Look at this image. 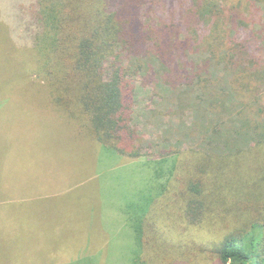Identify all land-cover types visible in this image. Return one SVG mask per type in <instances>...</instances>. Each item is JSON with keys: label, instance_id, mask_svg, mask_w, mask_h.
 <instances>
[{"label": "trees", "instance_id": "obj_1", "mask_svg": "<svg viewBox=\"0 0 264 264\" xmlns=\"http://www.w3.org/2000/svg\"><path fill=\"white\" fill-rule=\"evenodd\" d=\"M246 1L230 7L225 0L227 9L215 0H180L176 9L175 0H158L151 3L155 12L146 15L147 11H141L146 0H36L18 9L13 25L22 61L30 65L27 76L45 81L42 84H48L61 110L79 122L81 136L103 145L106 154H118L129 162L148 157L142 152L143 134L135 119L139 79L148 77L174 91L197 92L195 120L213 117V130L206 136V147L212 151L197 155L194 160L208 157L197 164L193 158L184 162L181 171L180 157L171 172L161 177V191L150 199L154 203V197L161 196L165 210L177 206L171 213L184 214L195 228L209 227L215 239L192 244L191 260L194 255H212L206 258L211 264H264V104L260 101L264 95V0ZM250 8L255 11L248 13ZM33 38L44 54L36 69L29 61L37 45ZM149 60H156L158 67L147 70ZM218 73L219 77L231 73L232 88L225 92V100L220 101L221 92L210 102L208 84ZM156 87L158 91L161 84ZM252 91L254 101L246 103L242 93L247 96ZM236 94L241 100L239 111L256 106L261 119L255 134L247 130L240 136L258 137L215 151L222 148L220 134L228 122L220 118L228 116L225 109L237 106L232 97ZM219 104L222 111L218 113ZM156 186L150 194L158 191ZM156 215L142 217L144 247L148 246L146 221Z\"/></svg>", "mask_w": 264, "mask_h": 264}, {"label": "rangeland", "instance_id": "obj_2", "mask_svg": "<svg viewBox=\"0 0 264 264\" xmlns=\"http://www.w3.org/2000/svg\"><path fill=\"white\" fill-rule=\"evenodd\" d=\"M35 1L0 0L2 251L11 250L13 264H71L76 260L67 257L75 252L69 253L66 249L78 245L83 251L92 239L89 249L98 247L97 252L104 250L107 256L84 255L81 258H87L79 264H211L206 258L212 255H194L195 260H191L192 244L204 245L215 239L209 227L195 228L184 214L171 213L177 206L171 205L165 210L166 202L161 196H155L154 203L150 199L161 191V177L171 172L180 157L181 171L189 159L193 158L192 163L197 164L201 161L194 160L197 155L212 151L206 147V136L213 130L210 122L213 117L207 115L195 120L197 92L174 91L162 82H152L153 79L150 82L148 77L139 79L135 119L136 127L143 134L142 152L148 153V157L129 162L130 159L118 154H106L108 151L103 145L83 133L81 136L79 122L61 110L48 84H42L45 81L29 73L27 76L30 65L22 61L24 54H20L22 47L16 44L18 32L13 25L18 9ZM146 1L147 5L141 7L142 14L147 11L146 15H151L155 12L151 3L158 0ZM227 1L232 7L244 0ZM179 2L175 0L176 9ZM215 2L228 9L225 0ZM254 11L250 8L248 13ZM206 20L210 22L208 16ZM28 32L32 33L31 28ZM33 39L38 50L32 46L34 53L30 54L29 61L36 69L44 54L40 43ZM152 66L158 67L156 60H149L145 68L150 71ZM219 75L208 84L210 91L206 98L210 102L216 101L221 92L220 101L225 100V92L232 88L231 73ZM157 83L161 84L158 91ZM252 93L247 96L242 93L246 103L254 101ZM238 95L232 96L237 106L224 108L228 116L220 119L228 122L220 134L222 148L216 147L215 151L243 145L245 138L258 137L240 136L247 130L255 134L254 127L261 119L256 106L248 107L245 103L248 108L239 111ZM260 101L263 105L264 95ZM221 111L222 106L218 113ZM167 152L173 153L172 156H165ZM207 158L204 156L202 161ZM156 159L164 163L150 162ZM136 161L137 165L132 164ZM154 186L158 191L153 189L150 194ZM48 193L59 195L54 198ZM149 213L157 215L146 221L148 246L144 247L142 217L145 215L147 220ZM216 229L215 226L214 232ZM58 250L68 255L58 254Z\"/></svg>", "mask_w": 264, "mask_h": 264}, {"label": "crops", "instance_id": "obj_3", "mask_svg": "<svg viewBox=\"0 0 264 264\" xmlns=\"http://www.w3.org/2000/svg\"><path fill=\"white\" fill-rule=\"evenodd\" d=\"M48 195H52L54 198H56V197H58L59 193H57V194H54V193L53 194H50V193H48ZM32 199H33V197H32ZM2 205H3V203H0V207H2ZM52 212H53V209H51L50 213H52ZM45 213H46V211H45ZM2 216L3 215L0 214V218ZM100 222L102 224V221H100ZM2 231H3L2 221H0V246H1V242L3 241L2 240ZM71 240H72L73 243H75L74 237H72ZM78 247H81V246H78V245L72 246V245H70V248L69 249H66L69 253L75 252V255H68L65 251H59V250H58V254H66V255H68L67 258H73V259H75L76 261L74 263H71V264H79L82 261V259H85V258L90 257V256H94L97 253H99L100 256H102V257H106L107 256L106 251H104V250H101L100 252H97V250H99L98 247L97 248H94L92 250L89 249V248L92 247V239H89V241L87 242L88 249L85 248V249H83V251H80ZM11 254H12L11 250H7V251L4 252L0 248V264H13V257H12ZM84 255H87V257L81 258ZM67 258H65V262H67L66 261Z\"/></svg>", "mask_w": 264, "mask_h": 264}]
</instances>
